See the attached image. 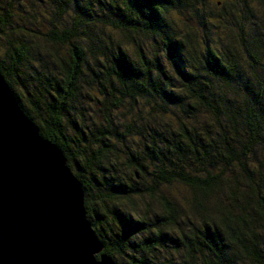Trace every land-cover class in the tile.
I'll use <instances>...</instances> for the list:
<instances>
[{
  "label": "trees",
  "instance_id": "obj_1",
  "mask_svg": "<svg viewBox=\"0 0 264 264\" xmlns=\"http://www.w3.org/2000/svg\"><path fill=\"white\" fill-rule=\"evenodd\" d=\"M0 71L115 264H264V0H0Z\"/></svg>",
  "mask_w": 264,
  "mask_h": 264
},
{
  "label": "water",
  "instance_id": "obj_2",
  "mask_svg": "<svg viewBox=\"0 0 264 264\" xmlns=\"http://www.w3.org/2000/svg\"><path fill=\"white\" fill-rule=\"evenodd\" d=\"M104 248L66 156L0 71V264H115Z\"/></svg>",
  "mask_w": 264,
  "mask_h": 264
}]
</instances>
